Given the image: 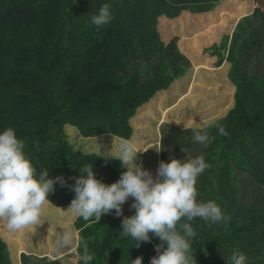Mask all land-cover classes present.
I'll use <instances>...</instances> for the list:
<instances>
[{"label": "trees", "instance_id": "1", "mask_svg": "<svg viewBox=\"0 0 264 264\" xmlns=\"http://www.w3.org/2000/svg\"><path fill=\"white\" fill-rule=\"evenodd\" d=\"M195 67L230 106L162 121L133 170L137 111ZM64 207L75 248L19 251L8 231L53 238L32 210ZM65 262L264 264V0H0V264Z\"/></svg>", "mask_w": 264, "mask_h": 264}, {"label": "rangeland", "instance_id": "2", "mask_svg": "<svg viewBox=\"0 0 264 264\" xmlns=\"http://www.w3.org/2000/svg\"><path fill=\"white\" fill-rule=\"evenodd\" d=\"M226 1L229 3V0ZM231 6L229 12L238 15L239 17L240 13L237 10V5L233 3ZM207 69L212 68L195 67L193 71H191V76L186 82H179V84H177V82L176 84L175 82L172 83L170 86L171 89L168 92H164L159 97L147 102L137 111L138 113L133 122L134 130L136 131L135 140H138V147L135 148L133 152H130L134 158L128 156V159L132 160L131 163L133 170L137 171V169H141V166H139L138 163L144 158L146 160L147 150L151 146L148 143H150L151 138L154 137L156 144H158L156 136L159 139V126L162 121H170L180 128L188 126L204 127L211 120L215 119L220 111L224 112L226 108L230 106L232 101V86L230 83L226 82L218 72H215V77H212L213 75L211 76L209 74L206 75L205 73H207ZM169 93L173 96L175 95V99H172V96L170 97L169 95L171 94ZM163 101H166L167 103L172 102L167 106L166 102L163 104ZM164 111L166 113L168 112V114L163 118ZM67 129L68 133L71 132L69 128ZM76 130L74 129L72 131L75 138L71 141L75 148H80L84 151H91L89 148L91 144L96 142L100 143L101 140L108 142L105 138L98 136L84 137L78 129ZM146 132L147 134H145ZM69 134H67L68 137H70ZM148 137L150 138L148 139ZM117 144V146H119V143ZM141 156L144 157L141 159ZM32 211L34 213H43L48 218L53 219L56 233L53 238H49V235H41L39 232L35 237H32L31 235L33 233L29 231H27V233L24 232V236L13 235L11 234L12 230L8 231L7 233L11 232L9 233V235H11L10 238L13 239L14 242L20 243L21 249L19 251L22 252L28 246H33L36 253H42L43 255L54 257L58 255H55L54 253H60V251L56 250V244H59V242L65 244L63 248L64 252H62V254L75 248L74 245L69 246L67 242L71 235L74 236L75 233H77L74 229L73 221L78 214V210L44 209L41 211L40 209H33ZM136 223L139 224V221ZM19 224L21 225L24 223L20 222ZM62 254H60V256Z\"/></svg>", "mask_w": 264, "mask_h": 264}, {"label": "crops", "instance_id": "3", "mask_svg": "<svg viewBox=\"0 0 264 264\" xmlns=\"http://www.w3.org/2000/svg\"><path fill=\"white\" fill-rule=\"evenodd\" d=\"M64 208L65 209H73L72 207H64ZM73 210L75 211L78 209H73ZM73 241H74V245L76 246V244H77V233H75Z\"/></svg>", "mask_w": 264, "mask_h": 264}, {"label": "water", "instance_id": "4", "mask_svg": "<svg viewBox=\"0 0 264 264\" xmlns=\"http://www.w3.org/2000/svg\"><path fill=\"white\" fill-rule=\"evenodd\" d=\"M67 264V262H65Z\"/></svg>", "mask_w": 264, "mask_h": 264}]
</instances>
